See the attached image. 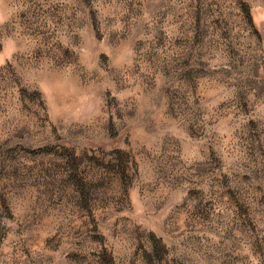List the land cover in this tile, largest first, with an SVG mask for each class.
Wrapping results in <instances>:
<instances>
[{
    "label": "rangeland",
    "instance_id": "obj_1",
    "mask_svg": "<svg viewBox=\"0 0 264 264\" xmlns=\"http://www.w3.org/2000/svg\"><path fill=\"white\" fill-rule=\"evenodd\" d=\"M0 264H264V0H0Z\"/></svg>",
    "mask_w": 264,
    "mask_h": 264
}]
</instances>
